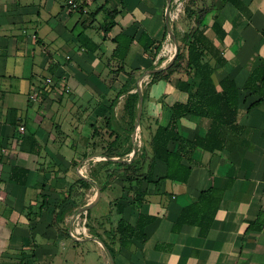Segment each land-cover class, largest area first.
Returning <instances> with one entry per match:
<instances>
[{
    "label": "crops",
    "instance_id": "0c3cea01",
    "mask_svg": "<svg viewBox=\"0 0 264 264\" xmlns=\"http://www.w3.org/2000/svg\"><path fill=\"white\" fill-rule=\"evenodd\" d=\"M68 1L0 0V264H264V0L172 1L178 44L196 26L192 12L209 10L204 59L219 91L224 79L239 88L223 148L190 151L187 182L164 178L162 160L151 169L155 182L148 172L152 136L188 97L177 87L182 72L149 85V71L168 65L176 49L167 0ZM107 9L119 13L105 37ZM143 31L154 41L149 50L138 41ZM119 34L134 37L125 68L135 69L129 92H141L142 114L133 131L128 94L120 93L128 76L108 63ZM88 40L96 53L83 48ZM255 74L260 80L249 85ZM178 123L189 140L209 128L192 114ZM128 138L130 159L145 146L148 178L107 181V171L121 170L105 162L119 159L106 155L109 143ZM194 204L196 222L178 224ZM141 218L144 240L122 243L120 220L135 227Z\"/></svg>",
    "mask_w": 264,
    "mask_h": 264
},
{
    "label": "trees",
    "instance_id": "16d2710c",
    "mask_svg": "<svg viewBox=\"0 0 264 264\" xmlns=\"http://www.w3.org/2000/svg\"><path fill=\"white\" fill-rule=\"evenodd\" d=\"M223 1L231 2L236 5L238 4L237 0ZM208 12L209 10L207 9L192 12V15L197 14L198 16L196 26L190 32L186 33L183 41L178 44L179 49L175 62L167 69L150 74L151 81L149 85L158 80L168 78L174 72H182L186 78L178 79L177 87L181 91L188 93V97L185 101H176L172 104V116L169 123L167 125H159L150 140L151 158L149 159L148 172L149 181L151 182H155L151 169L157 160H162L167 164V173L164 178L187 182L191 175L192 167L184 163L185 156L189 155L190 151L195 149H205L209 151L222 149L224 146L223 133L226 121L237 112L239 99L238 86L233 80L224 79L221 82L222 90L219 91L212 78L214 68L204 59L208 46L206 44L205 33L201 26ZM106 13L107 18L103 21L101 26L105 37H108L116 24L115 18L119 11L107 9ZM113 41L117 46L111 58H108V63L111 61L118 62V67L115 72H124L128 76L127 86L121 90L120 93L128 94L125 110L127 116L132 119L130 131H133L135 119L138 115L137 104L140 99V93L139 91L129 92L130 86L135 83V69L127 71L125 68V59L134 41V37L119 34L113 38ZM138 41L143 45L145 50H149L154 43L153 39H151L146 31L142 32ZM90 44L88 40V42H83L82 46L86 50L96 53L99 45L92 48ZM260 78L258 74L252 75L248 84L252 85L257 80H260ZM188 114L198 115L209 120V128L207 131L195 136L192 140L183 137L178 123L180 118ZM171 141L177 142L173 150L169 149V143ZM126 144H129V146L125 147ZM144 149V145L138 146V151L129 161L127 159H125V161L106 160V163L121 168V170H116L115 172L107 171V181L113 178L115 174H121L122 176H126L127 180H136L138 182L142 181L144 178L147 179V174L141 173L142 164L145 162V156H143ZM131 150L132 144L130 138L126 141H119L117 139L109 143L106 155L110 158L117 156L119 159H124ZM14 175L13 172L12 176L14 177ZM81 181L85 186H90L89 182L84 180ZM211 192L212 189H209L202 193L200 196L202 201L204 198L208 199ZM194 207H196L195 204L183 209L177 220L178 224H193L196 222L194 219ZM199 211L201 212V210ZM150 219L151 218H149V221ZM146 222V219L141 218L135 227H131L121 219L120 232L122 234V243H126V240L133 236H138L141 240H144V233L141 230H144Z\"/></svg>",
    "mask_w": 264,
    "mask_h": 264
},
{
    "label": "water",
    "instance_id": "95a60500",
    "mask_svg": "<svg viewBox=\"0 0 264 264\" xmlns=\"http://www.w3.org/2000/svg\"><path fill=\"white\" fill-rule=\"evenodd\" d=\"M172 1L173 0H167L168 4H167V8H166V15H165V18H166V27H167V31H168V34L169 36L171 37V39L174 41L175 45H176V49H175V53L173 55V57L171 58L170 62L168 63V65H166L165 67L163 68H156V69H152L150 70L149 72H157V71H160V70H163V69H167L168 67H170L174 62H175V59L178 55V42H177V38L173 32V29L171 27V22H170V11H171V4H172ZM140 109H139V113H138V116H137V124H136V129L138 128L139 126V123H140V120H141V114H142V96H140ZM136 151V147H134V153ZM119 161H125V159H118ZM112 262H113V258H112ZM114 264V262H113Z\"/></svg>",
    "mask_w": 264,
    "mask_h": 264
},
{
    "label": "built area",
    "instance_id": "2783aa9c",
    "mask_svg": "<svg viewBox=\"0 0 264 264\" xmlns=\"http://www.w3.org/2000/svg\"><path fill=\"white\" fill-rule=\"evenodd\" d=\"M68 3H69V5L72 6V7H78V4H77V2H76L75 0H69ZM179 12H180V11L177 10V12L175 13V17H178ZM47 81H48V82H52V79L49 78ZM35 98H36L35 95H31V99H35ZM24 128H25L24 126H21V127H20L21 131H23Z\"/></svg>",
    "mask_w": 264,
    "mask_h": 264
},
{
    "label": "bare ground",
    "instance_id": "6f19581e",
    "mask_svg": "<svg viewBox=\"0 0 264 264\" xmlns=\"http://www.w3.org/2000/svg\"><path fill=\"white\" fill-rule=\"evenodd\" d=\"M169 53V52H168ZM154 69H156V68H154ZM152 73H154V72H151V73H149V74H152ZM138 91V90H137ZM140 93V96H141V92H139ZM138 151V145H136V151H135V153Z\"/></svg>",
    "mask_w": 264,
    "mask_h": 264
},
{
    "label": "rangeland",
    "instance_id": "374dc122",
    "mask_svg": "<svg viewBox=\"0 0 264 264\" xmlns=\"http://www.w3.org/2000/svg\"><path fill=\"white\" fill-rule=\"evenodd\" d=\"M184 39V38H183ZM151 81V78H149V82ZM133 154H130L129 157H125V159H130V157L132 156Z\"/></svg>",
    "mask_w": 264,
    "mask_h": 264
}]
</instances>
